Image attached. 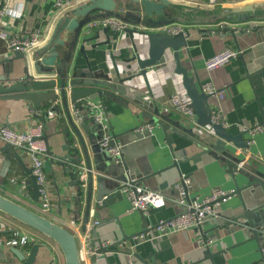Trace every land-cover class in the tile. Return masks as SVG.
<instances>
[{
  "label": "crops",
  "instance_id": "crops-1",
  "mask_svg": "<svg viewBox=\"0 0 264 264\" xmlns=\"http://www.w3.org/2000/svg\"><path fill=\"white\" fill-rule=\"evenodd\" d=\"M56 1L12 0V8L4 16L2 26L12 33L25 35L38 33L41 41L23 57L17 55L16 51H10L6 41L0 39L1 84L12 85L21 82L28 73L40 75L36 71L35 63V58L39 55L38 50L49 41L57 19L69 10L57 9ZM170 1L172 4L168 10L171 9L172 16L165 19L183 23L187 28L189 45L188 48H180L181 63L188 68L190 74L195 76L200 87L202 83L211 81L215 87L225 91L223 98L209 95L210 105L212 108L219 107L223 111L228 131L235 135L242 134L246 141L249 135L244 128L256 122L264 123V18L261 20L251 18L246 21L241 19L264 16V0H224L217 6H211L208 0ZM85 2L87 1L79 4ZM221 23L226 25H220ZM259 24L262 26L255 29ZM229 26L237 29L247 28L248 31L237 35L236 41L232 34H227ZM104 27H86L84 32H86L85 36L95 37L86 42V54L93 68L103 69L108 73L114 62L120 66L125 64L124 58L133 53L134 40L138 39L139 33H135L134 39L126 30L119 33L116 31L114 34L113 31L107 33ZM215 28L220 30L217 31ZM146 30L154 29L146 26ZM66 33L64 31L62 35ZM108 39L110 42L92 47V43ZM81 43L82 41L75 49L69 63L72 69L87 67L85 54L79 50ZM146 47L145 42V52ZM226 47L236 49L238 55L217 68L208 69L206 60ZM58 62L56 61L53 67L56 68ZM175 67V60L170 59L167 65L152 67L148 71L147 79L143 76L134 78L135 82L137 81L136 85L147 99L159 105L165 113H172L170 118L173 127V121H180L183 125L187 122L180 114L167 110L169 99L173 93L188 97L182 74L177 73ZM51 76L57 75L42 74L44 79H49ZM52 90L60 95L58 86L42 87L37 92L44 95ZM116 95L118 98H102L108 111L113 138L115 139L113 133L126 132L124 136L127 138L123 139L121 136L118 141L122 143L128 160L134 161L135 158L140 160V167L144 173L155 171V174L139 182L149 188L160 190L166 196L167 202L162 207L149 208V211L143 212V215L139 210L128 211L129 199L125 193L103 208L100 214L93 204L90 218H97L100 221L96 227L99 239L114 240V245L111 246L113 250L99 254L95 264H264L262 258L264 226H261L264 225V208L261 212L251 213L252 220L261 234L259 241L253 238V229L248 224V217H241L237 222L233 220L235 214L245 213L242 200L246 201L247 207L264 203L263 187L260 182L255 181L251 187H246L251 180L262 178L263 174L257 172L258 170L264 173V130L256 134L255 141L248 150H242V147L233 141L226 142L225 151L218 149L215 147L218 136L213 131L208 132L205 127L200 126H193V133L176 128L179 133H173L174 141L170 145L156 117L149 118L143 115L144 108L128 96L118 92ZM47 105L56 107L57 111L51 109L53 115L50 117L47 115L46 120L43 121L40 115L48 111ZM33 107L32 101L27 99H0V127L7 125L14 130L24 131L31 124L43 122L44 138L50 148L48 159L52 161V171L46 170L52 207L48 212H42L40 199H34L32 196L34 189L28 187L31 177L25 167L19 163H7L3 151H0V192L69 227L76 233L81 243L85 232L82 229V220L87 195L86 187L82 194L78 195L77 184H72L68 171L57 165L53 157L54 153H65L63 145L66 129L70 128L67 119L59 111L62 109V101L60 98L52 97L42 100L41 108ZM91 115L89 111L86 120L90 130L94 135L100 132L102 135V129L97 121H92ZM146 121L155 124L152 135L145 133L139 137L136 126ZM7 144L8 142L0 138V148ZM13 150L20 154L26 167H31L29 156L24 149L13 147ZM235 151H241L240 155L237 156ZM239 157H248L245 166L238 168L236 164L235 172L231 173L228 161L236 162ZM175 161L178 165L174 164ZM120 163L116 162L118 165ZM53 171L55 174L52 173ZM182 172L193 176L194 193L199 196L208 195L216 186L227 190H236L237 185L244 187L242 194L235 193L222 203L220 218L206 220L205 233L208 235L212 253H215L213 259L204 255L207 245L199 241L197 232L193 228L156 236L142 243H136L133 239L134 234L144 229L145 223L147 226L154 225L160 219L171 217L182 210V207L174 201L177 194L174 185ZM76 201L82 203L81 208L77 206ZM22 234L29 235L30 245L0 243L6 258L12 259L13 264H19L20 261L11 248L17 246L29 255L34 243L40 245L32 264H65L62 251L52 239L0 211V238L7 239L8 236ZM83 263L92 264L91 257ZM0 264L12 263L8 260L0 261Z\"/></svg>",
  "mask_w": 264,
  "mask_h": 264
},
{
  "label": "water",
  "instance_id": "water-1",
  "mask_svg": "<svg viewBox=\"0 0 264 264\" xmlns=\"http://www.w3.org/2000/svg\"><path fill=\"white\" fill-rule=\"evenodd\" d=\"M171 4L172 2L170 0H88L85 3L75 5L57 19L49 41L38 50L39 55L35 58V63L36 71L40 75L36 76L28 73L27 77L21 82L13 83L12 85H3L0 83V99L20 98L31 100L34 106L33 108H41L42 100L44 99H52V97L61 99L62 109L59 111L67 119L70 128L66 129V138L63 145L65 153H54L53 157L57 165L68 171L72 178V184H77L78 195H81L86 187L87 195L82 220V229L84 231L86 230L93 204L95 205L97 213L100 214L103 208H106L109 203L123 196V192L121 191L122 181L139 182L145 177L155 174L153 170L144 173L140 167V160L137 158L134 161L128 160L123 147L121 163L118 162L120 164H116V161L112 159L111 155L100 145L101 132L94 135L92 133L93 131L89 128L90 125L86 121L88 119L87 113H89L87 107L88 100L102 99L104 97L118 98L116 92L128 96L137 105L144 108L143 115L149 118L156 117L159 120L158 122L162 125L167 141L172 145L174 141L173 133H179L176 128L193 133L194 125L192 123L183 125L180 121H173V127L170 118L172 113H165L160 109L159 105H155L152 100L147 99L143 92L140 91L138 85H136L137 81L135 82L134 78L136 76L146 78L148 71L152 67L158 68L167 65L168 60L174 59L176 63L175 70L177 73L182 74L183 85L188 97L192 101L198 126L204 128L211 123L212 107L209 102V95L201 89L196 82L195 76L190 74L188 68L181 63L180 48H188L189 45L187 34L184 32L173 34L155 29L146 30V26L158 27L172 22L171 20L165 19L168 16H172L171 9L168 10ZM109 15H115L127 21L129 26L125 30L132 37H134L135 33H139V36L138 39L134 37V50L130 56L124 58L125 64L120 66L117 62H114L113 67L109 69L108 73H105L103 69H94L91 61H89L88 55L86 54V42L95 39V37L85 36L86 32L84 30L86 24L91 19ZM251 18L261 19L264 16H251L250 18H242L243 20L241 19V21H246ZM222 25L226 24L222 23ZM261 26L262 24H259L255 29ZM104 30L107 33L113 31L116 34V31L109 26H105ZM216 30L218 31L220 29ZM64 31L67 33L62 35ZM227 31V34H232L237 41V35H241L244 31H248V29H237L229 26L227 27ZM81 41L79 50L85 54L87 67L72 69L69 63L74 55L75 49H77ZM108 42H110V39L94 42L92 43V47L95 48L100 44ZM145 42L147 43L146 52L144 50ZM16 54L25 56L21 51H16ZM56 61L59 62L55 68L53 65ZM42 74H56L57 76L44 79ZM52 86H58L60 88V95L53 90L44 95L37 92L42 87ZM14 91H19V93H13ZM47 108L57 111L55 109L56 107H52L51 105H47ZM47 113L45 112L43 115H40L43 121L46 120ZM91 118L93 122H96L93 114ZM212 128L213 132L218 136L215 145L218 149L225 151V144L228 141H233L240 147L247 146L242 134L235 135L229 132L227 127L222 123H214ZM152 132L153 130L147 132V134L151 133L152 135ZM113 134L116 141L121 136H123V139L127 138L124 136L126 132ZM139 134L138 136L141 137L142 134ZM131 146L133 147V145ZM13 147L15 146L8 143L0 148V151L6 154L7 163H19L25 167L26 172L31 177V183L28 187L34 189L32 191L33 198L39 200V184L36 176L32 173V167H26L20 154L14 151ZM51 163V159H46L45 168L47 171H52ZM174 164L178 165V162L175 161ZM235 165L236 162L228 161L229 171L231 173L235 172ZM257 172L263 174L261 176L262 178L257 177L255 180H251L247 183L246 187H251L255 181L260 182L264 194V173L260 170ZM52 173L55 174L54 171ZM243 189L244 187L237 185L235 193L242 194ZM255 195L257 196V194ZM76 203L79 208L82 207V203L77 201ZM242 205L245 213L235 214L233 220L237 222L241 217H248V224L253 229V238L259 241L261 234L256 223L252 220L251 213L253 211L261 212L264 208V203L258 204L255 207H247L246 201L242 200ZM0 211L52 239L62 251L65 264H84L80 254V242L76 233L69 227L58 223L40 211L28 207L1 192ZM139 211L143 215V211ZM146 226L147 224L145 223L144 227ZM94 235V243H98L99 247L97 248L96 254L91 256L92 264L96 263L98 253L113 250L111 246L114 245V243L109 246L101 245L99 243L101 238L99 239L97 232ZM203 238L204 242L207 243L208 235L206 233H204ZM39 245L40 243H34L29 255L17 246L12 247L11 250L17 255L20 261L19 264H32ZM204 255L212 259L214 258L215 253H212L210 245L206 246ZM262 258L264 259L263 252ZM8 260L9 263H14L12 259L6 258L4 248L0 246V261Z\"/></svg>",
  "mask_w": 264,
  "mask_h": 264
},
{
  "label": "built area",
  "instance_id": "built-area-1",
  "mask_svg": "<svg viewBox=\"0 0 264 264\" xmlns=\"http://www.w3.org/2000/svg\"><path fill=\"white\" fill-rule=\"evenodd\" d=\"M82 1L88 0H57V9H70ZM224 0H208L211 6H217L223 3ZM12 0H0V39L6 41L10 51H21L24 54L30 52L36 47L41 37L38 33L30 35L12 33L6 30L3 26L4 16L11 10ZM258 20V19H256ZM261 20V19H260ZM263 20V19H262ZM222 25V23L220 24ZM109 26L118 33L125 30L129 23L118 16L109 15L104 17H96L91 19L86 27ZM155 30L165 31L168 33L177 34L184 32L187 34L186 25L183 23L172 21L158 27H153ZM236 49L226 47L221 49L206 60V67L214 69L227 62L230 58L238 55ZM201 89L208 95L225 97V91L218 89L211 81L202 83ZM168 108L170 111H175L180 114L184 121L197 124V116L192 106V101L189 97H182L179 93H173L169 99ZM87 107L92 113L102 129V135L99 140L100 145L105 149L116 162H121L122 143L113 138L108 111L102 99H94L87 101ZM51 111V112H49ZM48 117L53 115V111L48 109ZM214 123H222L227 125L224 119L223 111L219 107L212 108L211 123L205 126L206 131L212 132ZM155 124L152 122H143L136 126V131L145 134L153 130ZM248 132L246 140L247 146L241 149H249L250 145L255 141L257 133L264 130V123L256 122L252 126L244 128ZM44 125L42 123L31 124L24 131H17L10 126L3 125L0 127V138L12 144L17 148L24 149L30 160L32 173L36 176L40 191V209L42 212H48L52 207L50 183L47 176L45 161L50 155V148L45 140ZM241 151H235V154L240 155ZM248 157H239L236 161L238 168H244ZM16 180V178H13ZM177 194L174 201L182 207V210L171 217L162 218L154 225L144 227L141 231L133 235L136 243H142L156 236L165 235L168 233L182 231L187 229H195L200 242H204L205 223L208 218H220V207L222 203L227 201L235 194V190H227L222 187H213L212 191L205 196H199L194 193L195 182L191 174L182 172L179 180L174 185ZM121 191L125 193L129 199L128 211L142 210L144 213L149 211L151 207H162L166 205V196L157 189L149 188L140 182H131L129 180L121 182ZM100 221L97 218H89L86 230L83 233V244L80 245V254L83 261L89 259L93 254H96L98 243H94L96 227ZM30 237L27 234L13 236L10 238H0L1 242H6L12 245H24L29 241ZM209 240L204 244L209 245ZM101 245H112L114 240H100ZM101 253H98V255Z\"/></svg>",
  "mask_w": 264,
  "mask_h": 264
},
{
  "label": "trees",
  "instance_id": "trees-1",
  "mask_svg": "<svg viewBox=\"0 0 264 264\" xmlns=\"http://www.w3.org/2000/svg\"><path fill=\"white\" fill-rule=\"evenodd\" d=\"M13 235H11V236H8L7 238H10V237H12ZM30 242L28 241V243H26V245L28 246V245H30L29 244Z\"/></svg>",
  "mask_w": 264,
  "mask_h": 264
}]
</instances>
